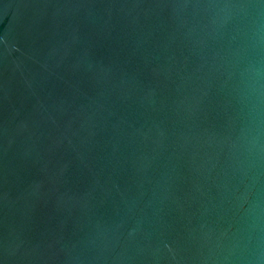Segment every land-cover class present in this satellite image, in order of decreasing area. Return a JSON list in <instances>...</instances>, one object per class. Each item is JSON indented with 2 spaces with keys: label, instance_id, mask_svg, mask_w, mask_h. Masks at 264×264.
I'll return each instance as SVG.
<instances>
[{
  "label": "water",
  "instance_id": "obj_1",
  "mask_svg": "<svg viewBox=\"0 0 264 264\" xmlns=\"http://www.w3.org/2000/svg\"><path fill=\"white\" fill-rule=\"evenodd\" d=\"M0 264H264V0H0Z\"/></svg>",
  "mask_w": 264,
  "mask_h": 264
}]
</instances>
